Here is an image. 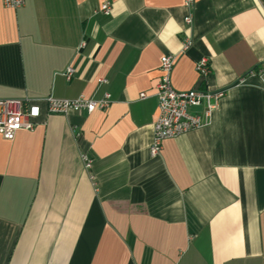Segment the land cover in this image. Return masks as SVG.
Here are the masks:
<instances>
[{"label":"crops","instance_id":"1","mask_svg":"<svg viewBox=\"0 0 264 264\" xmlns=\"http://www.w3.org/2000/svg\"><path fill=\"white\" fill-rule=\"evenodd\" d=\"M263 9L264 0L0 2V100L41 110L33 131L0 135V264H264ZM164 55L177 57L176 90L223 95L206 125L152 157ZM105 92L110 107L92 114L47 115L41 101Z\"/></svg>","mask_w":264,"mask_h":264},{"label":"built area","instance_id":"2","mask_svg":"<svg viewBox=\"0 0 264 264\" xmlns=\"http://www.w3.org/2000/svg\"><path fill=\"white\" fill-rule=\"evenodd\" d=\"M2 5L10 9H18L24 5L25 0H0ZM194 0H184L186 8H191ZM100 11L109 15L111 7L108 3L101 6ZM264 16V9L262 10ZM184 23H191V16L184 18ZM80 44V48L84 46ZM190 38H184L182 42L181 53H186L191 47ZM177 57L173 55H164L160 59L159 81L155 89V98L157 100V116L153 125L152 143L149 153L156 157L162 150V143L167 139L179 137L189 131L198 129L206 125L209 115L217 106L218 100L222 97L223 91L200 90L191 88L186 91L176 90L171 81L172 71ZM194 71L199 81H204L210 73L208 59L199 58L194 63ZM74 68L68 67L63 76L69 81ZM105 79H99L98 84H106ZM146 95L140 94V99ZM46 104L47 115H67L70 112H86L92 114L95 111L105 112L112 103L111 95L107 92L99 98L78 97L76 99H57L48 96L41 99ZM196 108H200L197 112ZM41 116V110L37 101L25 99H5L0 100V135L5 140H13L19 131L31 132L38 124ZM84 168L90 170L93 164V157L89 153L81 154Z\"/></svg>","mask_w":264,"mask_h":264}]
</instances>
